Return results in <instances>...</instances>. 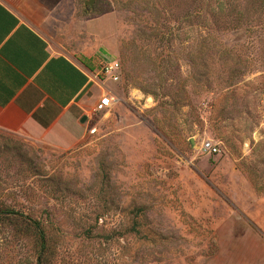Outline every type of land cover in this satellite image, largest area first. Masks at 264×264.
Instances as JSON below:
<instances>
[{
	"label": "rangeland",
	"instance_id": "374dc122",
	"mask_svg": "<svg viewBox=\"0 0 264 264\" xmlns=\"http://www.w3.org/2000/svg\"><path fill=\"white\" fill-rule=\"evenodd\" d=\"M36 27L121 74L71 149L0 127V264H233L264 238V0H65Z\"/></svg>",
	"mask_w": 264,
	"mask_h": 264
},
{
	"label": "crops",
	"instance_id": "0c3cea01",
	"mask_svg": "<svg viewBox=\"0 0 264 264\" xmlns=\"http://www.w3.org/2000/svg\"><path fill=\"white\" fill-rule=\"evenodd\" d=\"M64 2L0 0V127L71 149L83 139L82 117L103 95L106 80L95 60L57 52L36 27ZM233 238V264H264V238L254 227Z\"/></svg>",
	"mask_w": 264,
	"mask_h": 264
},
{
	"label": "built area",
	"instance_id": "2783aa9c",
	"mask_svg": "<svg viewBox=\"0 0 264 264\" xmlns=\"http://www.w3.org/2000/svg\"><path fill=\"white\" fill-rule=\"evenodd\" d=\"M101 72L114 81L119 80L121 74V65L119 60L117 58L111 59L107 57L105 59ZM111 104H112L111 96H109L107 93H104L96 102L95 106L93 107V110L94 112H100L109 108ZM202 147L205 150L209 151L210 153H217L220 150L218 144L213 141L204 142Z\"/></svg>",
	"mask_w": 264,
	"mask_h": 264
},
{
	"label": "trees",
	"instance_id": "16d2710c",
	"mask_svg": "<svg viewBox=\"0 0 264 264\" xmlns=\"http://www.w3.org/2000/svg\"><path fill=\"white\" fill-rule=\"evenodd\" d=\"M93 60H95V62H96V59H94V58H91V60H89V61L91 62ZM85 63H88V62H85ZM10 213L12 214V213H17V212H14L11 210L0 211V218H1V214H10ZM34 224H35V226H36V228L40 234V237L42 239V244H43V246H45V234H44L43 229L41 228L40 222L35 221Z\"/></svg>",
	"mask_w": 264,
	"mask_h": 264
},
{
	"label": "water",
	"instance_id": "95a60500",
	"mask_svg": "<svg viewBox=\"0 0 264 264\" xmlns=\"http://www.w3.org/2000/svg\"><path fill=\"white\" fill-rule=\"evenodd\" d=\"M96 0H87V3L90 4V5H93L95 3ZM87 116H83L82 117V121L85 122L87 120Z\"/></svg>",
	"mask_w": 264,
	"mask_h": 264
}]
</instances>
